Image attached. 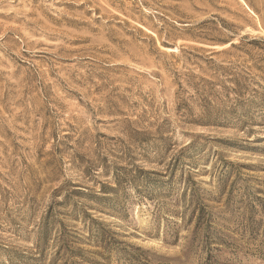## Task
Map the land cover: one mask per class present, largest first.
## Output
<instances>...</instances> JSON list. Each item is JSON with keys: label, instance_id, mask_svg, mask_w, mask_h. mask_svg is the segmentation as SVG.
<instances>
[{"label": "rangeland", "instance_id": "rangeland-1", "mask_svg": "<svg viewBox=\"0 0 264 264\" xmlns=\"http://www.w3.org/2000/svg\"><path fill=\"white\" fill-rule=\"evenodd\" d=\"M0 264H264V0H0Z\"/></svg>", "mask_w": 264, "mask_h": 264}]
</instances>
